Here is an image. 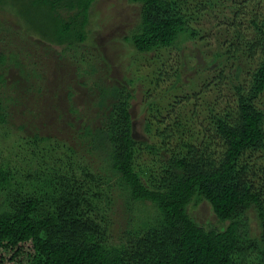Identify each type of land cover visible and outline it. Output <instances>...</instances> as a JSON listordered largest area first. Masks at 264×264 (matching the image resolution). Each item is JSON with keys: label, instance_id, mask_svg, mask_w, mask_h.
<instances>
[{"label": "trees", "instance_id": "16d2710c", "mask_svg": "<svg viewBox=\"0 0 264 264\" xmlns=\"http://www.w3.org/2000/svg\"><path fill=\"white\" fill-rule=\"evenodd\" d=\"M93 1L0 0V7L27 33L71 48L88 37ZM128 1L139 4V19L123 39L148 53L193 38V20L218 0ZM224 1L232 13L225 28L230 41L218 40L209 62L217 63L215 75L189 96L195 104L212 90V99L199 100L200 118L152 109L143 122L150 142L137 141L131 94L112 87L99 98L98 123L93 130L83 126L80 139L88 155H102L109 176L65 144L46 150L49 158L60 150L57 165L31 176V187L11 183L0 166V264H264V111L256 100L264 89V0ZM157 70L161 79L164 70ZM177 72L165 77L179 78ZM142 149L158 162L156 172L143 169ZM105 181H114L136 209L145 201L151 207L139 208L141 216L118 243L107 240L99 212ZM199 199L225 222L221 228L203 227L187 213L188 202ZM247 210L258 220L254 237L239 223Z\"/></svg>", "mask_w": 264, "mask_h": 264}, {"label": "rangeland", "instance_id": "374dc122", "mask_svg": "<svg viewBox=\"0 0 264 264\" xmlns=\"http://www.w3.org/2000/svg\"><path fill=\"white\" fill-rule=\"evenodd\" d=\"M228 6V1L218 0L214 9L193 20L191 25L198 32L193 38L181 37L177 46L148 53L135 51L123 39L138 23V3L94 0L88 10V37L71 48L27 33L15 14L0 7V166L8 171L10 182L31 187L34 175L57 165L55 158L60 150H52L50 158L46 150L62 144L74 148L93 170L109 176L102 155H88L80 139L83 126H93V130L98 123L99 98L112 87H124L122 93L127 90L131 94L128 108L137 141L150 142L143 122L152 116V109L164 116L200 118L203 109L198 106L199 100L212 99V90H206L195 104L189 96L198 90L201 80L206 82L215 75L217 63L213 61L211 66L209 62L218 40L230 41L225 36V28L232 22ZM158 67L164 70L161 79ZM168 70H177L179 78L165 77ZM256 100L264 111V89ZM142 151L139 161L143 169L146 166L156 172L158 162ZM110 182L100 184L103 194L98 206L107 240L118 243L128 237L126 230L141 216L139 208L144 206L146 211L151 207L145 201L136 209L135 203L125 201L115 182ZM186 211L203 227L219 229L225 224L204 199L191 200ZM240 222L250 237L258 235V220L252 210H247Z\"/></svg>", "mask_w": 264, "mask_h": 264}]
</instances>
